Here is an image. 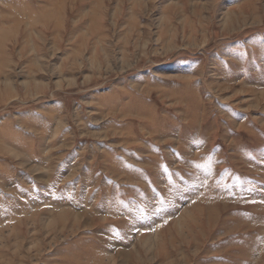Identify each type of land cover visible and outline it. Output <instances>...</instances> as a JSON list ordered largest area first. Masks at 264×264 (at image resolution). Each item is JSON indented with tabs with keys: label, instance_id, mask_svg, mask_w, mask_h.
I'll return each mask as SVG.
<instances>
[{
	"label": "rangeland",
	"instance_id": "374dc122",
	"mask_svg": "<svg viewBox=\"0 0 264 264\" xmlns=\"http://www.w3.org/2000/svg\"><path fill=\"white\" fill-rule=\"evenodd\" d=\"M0 264H264V0H0Z\"/></svg>",
	"mask_w": 264,
	"mask_h": 264
}]
</instances>
